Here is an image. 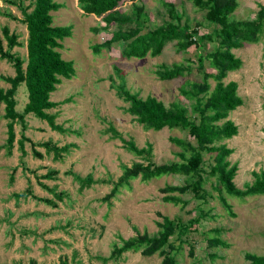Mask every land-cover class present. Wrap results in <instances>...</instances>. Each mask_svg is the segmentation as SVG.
Here are the masks:
<instances>
[{"label":"rangeland","instance_id":"1","mask_svg":"<svg viewBox=\"0 0 264 264\" xmlns=\"http://www.w3.org/2000/svg\"><path fill=\"white\" fill-rule=\"evenodd\" d=\"M57 1L63 6L52 12L54 24L73 25V33L63 40L61 52L65 59L74 62L76 75L62 78L51 94L53 101L62 102L48 112L56 115V122L66 131L54 130L47 120L30 113L15 123L16 138L9 148L10 120L4 117L5 105L0 103V264H30L31 260L37 264H60L62 260L68 264H161L163 256L159 252L144 255L129 250L117 258L110 256L123 238L138 232L158 235L159 222L165 215L187 226L183 240L177 235L172 237L177 247V264H249L246 253L263 256L264 194L242 198L222 191L229 208L215 186L216 177L208 174L214 153L204 154L203 183L197 194L163 192L168 184L184 185L190 181L183 174H168L149 180L132 179L114 197L104 199L123 174L124 165L146 162L108 131L110 125L139 147L152 143V161L156 164L183 161V148L173 139L190 140L188 130L146 129L138 123L127 111L129 103L112 84L120 81L117 68L133 92L142 97L154 95L168 105L181 100L196 117L191 101L181 90L202 80L204 70L199 69L198 58L212 51L217 42L204 41L200 47L193 46L184 52H179L175 42H171L158 56L125 58L121 52L124 43L120 41L111 49L96 53L93 46L107 40L111 29L95 31L103 23L101 17L84 14L78 0ZM163 1L175 3L184 21L192 25L203 22L200 34L211 31V23L204 20L205 11L199 10L192 0H124L119 8L130 12L134 3H143L150 15L146 28H151L150 23L157 25L168 19ZM20 2L27 6L34 0H0V42L7 49L2 32L7 25L18 34L21 44L13 51L26 58L28 30L21 21ZM237 2L232 15L237 19L255 18L260 4L264 5V0ZM7 12L18 19L7 16ZM233 52L243 63L229 71L224 81L238 83L243 103L219 122L232 120L238 127L237 134L220 143L232 149L227 160L237 166L233 182L237 188L245 189L256 179L254 172L264 171V32L259 42L245 43ZM173 63H191L194 70L173 80H161L157 68ZM204 64L205 69H211L207 59ZM1 75H15V68L0 57V87L8 88L10 84ZM209 82L212 90L217 81L210 78ZM16 100V108L22 112L29 100L25 84L19 87ZM23 134L28 138L24 148L20 146ZM44 142L59 147L69 145V151L57 157ZM47 173L52 176L46 177ZM76 175H91L93 182L82 187ZM55 193H61L63 198H55ZM167 195L183 201L164 200ZM44 198L57 204L45 202ZM210 239L222 242L217 245L210 243Z\"/></svg>","mask_w":264,"mask_h":264},{"label":"trees","instance_id":"2","mask_svg":"<svg viewBox=\"0 0 264 264\" xmlns=\"http://www.w3.org/2000/svg\"><path fill=\"white\" fill-rule=\"evenodd\" d=\"M192 1L199 10L205 11L204 20L211 23V31L200 34L199 28L203 22L196 21L192 25L189 21H184L183 15L178 13L177 6L173 2L163 1L168 11L167 20L157 25L150 23L151 28H146L148 25L146 20H150V15L143 3H134L130 12H124L119 8L124 0H78L84 14L101 17L103 23L100 27H95V31L111 29V35L107 40L93 46L96 53L103 48L111 49L120 41L124 43L121 52L125 58L158 56L171 42H175L179 52L189 51L193 46L200 47L204 41L217 42L212 51L200 54L198 58V67L204 70L202 80L190 84L191 88L183 86L181 90L182 94L191 101L190 106L196 117H192L189 105L181 100H175L168 105L154 95L142 97L139 93L133 92L128 87L124 75L120 74V69L116 67L120 81L118 83L113 81L112 84L119 96L129 103L127 111L138 123L146 129L161 130L169 127L188 130L190 140L173 139L183 148L180 153L183 161L156 164L152 161V143L147 142L145 146L139 147L133 139H125L113 125H110L108 131L114 137H120L127 149L144 158L146 162H135L131 166L124 165L123 174L113 184L111 192L104 197L105 200L114 197L120 187L129 185L132 179L141 177L149 180L168 174H183L188 176L187 180L190 181L184 185L168 184L162 189L163 192L193 191L197 194L203 183L204 168L202 166L205 163V153L215 154L208 174L216 177L215 186L221 194V199L229 208L230 205L222 191L230 196L242 198L248 195L264 194V171L254 172L256 179L252 184H247L245 189L237 188L233 182L237 166H232L227 160L232 149L220 142L237 134L238 127L232 120L219 123L228 117L231 110L243 103L238 95V83L233 80L225 83L224 78L229 71L240 68L243 63L233 49L243 47L245 43L259 42L264 32V5L260 4L255 18L237 19L232 16L239 5L237 0ZM62 6L63 4L57 0H34L27 6H23L20 2L23 14L21 21L26 24L28 30L26 58L13 51L15 46L21 45L18 34L12 32L7 25L2 28L8 47L5 49L0 42V57L10 61L15 68V75H1L10 86L0 87V103L5 105L4 117L10 120L8 122L9 148L13 147L16 138L15 123L18 120L23 121L24 117L30 113L47 120L54 130H65L56 122V115L48 112L62 102L51 99V94L57 90L62 78L71 79L76 75L74 62L65 59L61 52L63 40L73 33V25L54 24L52 12L58 11ZM6 15L18 19L11 12H7ZM114 25L116 27L112 29ZM206 59L211 69H205ZM193 70L191 63H173L160 65L156 73L161 80H173L192 73ZM210 78L217 81L212 90ZM22 84H25L29 91V100L20 112L16 108V93ZM27 139L23 134L20 141L22 148ZM42 144L48 151H54L57 157L69 151V145L59 147L50 142ZM45 176L52 175L47 173ZM76 178L80 180L82 187L91 185L93 182L91 175L84 178L76 175ZM61 195V193H55V198H63ZM164 200L176 203L183 201L174 195H167ZM44 201L57 204L49 198H44ZM159 226L158 235L138 232L136 236L123 238L122 244L115 246L110 257H120L129 250L141 251L144 255L159 252L163 256L161 264H177V247L172 242V237L177 235L179 240H183L187 226L177 223L166 215L159 222ZM221 242L220 239H210V243L217 245ZM246 257L250 261L249 264H264V255L246 253ZM67 262L62 260L60 264H68ZM30 264L37 263L31 260Z\"/></svg>","mask_w":264,"mask_h":264}]
</instances>
